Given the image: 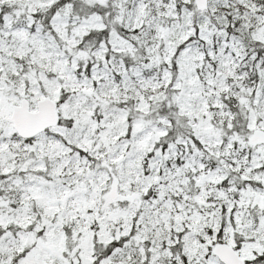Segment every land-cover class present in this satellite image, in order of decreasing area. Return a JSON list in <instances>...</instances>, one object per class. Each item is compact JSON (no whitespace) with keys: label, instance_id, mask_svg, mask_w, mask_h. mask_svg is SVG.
<instances>
[{"label":"snow or ice","instance_id":"6c2138e0","mask_svg":"<svg viewBox=\"0 0 264 264\" xmlns=\"http://www.w3.org/2000/svg\"><path fill=\"white\" fill-rule=\"evenodd\" d=\"M0 264H264V0H0Z\"/></svg>","mask_w":264,"mask_h":264}]
</instances>
